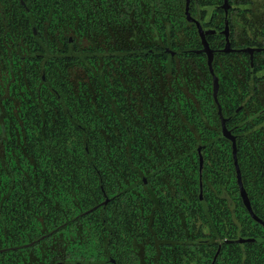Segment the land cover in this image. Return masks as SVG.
<instances>
[{
  "label": "flooded vegetation",
  "instance_id": "flooded-vegetation-1",
  "mask_svg": "<svg viewBox=\"0 0 264 264\" xmlns=\"http://www.w3.org/2000/svg\"><path fill=\"white\" fill-rule=\"evenodd\" d=\"M128 1L129 6L135 4L136 9L126 15L125 0H94L87 13L88 34H83L77 22L58 21L65 18L62 12L55 15L51 29L44 23V14L37 18L31 14L28 0H17L28 24L10 22L0 32V177L7 176L8 171L11 182L8 194L0 193V209L12 194L14 183L12 161L8 163L5 155L11 153L4 142L15 141L14 130L17 129L14 126L20 114V119L29 118L31 109L27 100L34 102L42 98L44 103L49 92L56 96L58 104L64 101L66 112L76 116L75 122L83 125L90 137L101 121L104 128H119L117 113L124 117L126 124L131 122L126 118L132 119V114L153 110L154 127L157 128L158 123L170 125L177 133L178 141L170 142H203L194 146L195 153L182 160L183 170L170 171L169 165L153 176V188L150 186L153 197L142 184L126 191L127 188L121 189L118 192L121 195L108 202L106 208L119 199L123 213L126 209L138 211L134 238L131 233L128 237L125 231L121 233L122 254L128 239L129 243L133 241L130 249L134 252L150 246L152 253L147 257L149 260L153 257V264H206L209 258V264H215L222 243L235 248L240 246L242 254L246 245L260 242L264 245V227L251 218L240 196L233 158L231 165L241 205L261 228L262 238L243 236L241 225L236 228L235 237L224 240L217 233L215 238L188 237L184 231L178 237L173 235L184 224L182 211L192 207L199 209L201 215L202 211L205 214L204 176L206 171H212L206 169L207 151L211 146L205 143L223 142L218 146L217 157L224 162L229 158V149L232 156L230 140L221 136L222 119L236 143L254 126H257L255 130L264 128V0ZM3 3L6 6L4 0ZM4 6L2 9L12 15ZM18 7L13 8L17 17L20 15ZM71 9L74 11L72 6ZM42 31L55 42L50 43ZM208 52L212 54L213 74L208 65ZM214 78L218 84L219 107L213 97ZM65 83L71 91H58ZM221 150L225 155H220ZM238 166L245 189L240 162ZM153 167L156 170L162 166ZM190 167L194 169L189 170ZM223 167L229 169L228 161ZM22 174L28 176L33 172L23 170ZM169 175L176 183L167 179ZM143 177L145 174L138 175L129 185L140 182ZM190 179L195 180L193 185ZM136 188L144 193H132ZM118 193L107 195L111 198ZM234 202L233 206L232 200L228 203L232 210ZM9 203L10 223H15V204L10 200ZM249 203L253 211L250 199ZM174 210L179 213L174 215ZM141 221L143 224L146 221L147 230L153 229V236L148 238L142 233V237L138 228ZM2 227L0 235L3 232V244L7 242V246L0 252L24 249L26 244H21L13 228L5 231L4 222ZM15 240L18 244L11 245ZM107 257L113 258L111 254ZM116 264H125V261Z\"/></svg>",
  "mask_w": 264,
  "mask_h": 264
},
{
  "label": "trees",
  "instance_id": "trees-1",
  "mask_svg": "<svg viewBox=\"0 0 264 264\" xmlns=\"http://www.w3.org/2000/svg\"><path fill=\"white\" fill-rule=\"evenodd\" d=\"M2 1L0 0V32L10 22H17L21 26L28 24L25 13L17 6V0H4L6 6L1 4ZM90 4L94 5V0H91V3L90 0H28L31 14L35 18L44 14V23L51 29L54 27L55 15L57 17L58 12H62L65 18L58 21L73 22L72 24L77 22L83 34H88L87 13ZM130 4L131 2L125 0L126 15L136 9L135 4L129 6ZM2 6L10 10L12 15L3 10ZM17 7L20 10L18 17L13 11V8ZM128 18L126 17L127 20ZM52 31L54 32V29ZM44 35L50 43L55 42L53 38H49L45 33ZM67 85L65 83L58 91H71V87L66 88ZM56 100V96L49 92L44 103L42 98L34 102L27 100L31 109L29 118L22 116L20 119V114L19 121H16L14 126V129H17L14 130L15 141L4 142L11 153L5 155L8 157V163L12 161L14 183L12 194L8 196L7 201L4 200L0 209V229L3 228L2 222L5 223V231L12 227L23 245L38 240L53 230H56V233L33 247L0 253V264H109L107 256L110 254L118 263L125 261V264H153V257L151 260L147 257V254L152 253L150 246L146 249H135V253L134 249H130L133 241L129 243L127 239L125 253L122 254L121 233L125 231V237H128L129 233L134 234L138 211L126 209L123 213L119 206L120 201L116 199L104 210L99 208L88 215L81 214L104 200L100 184L106 194H115L121 189L127 188L126 191L142 185L140 182L129 184L138 175L145 174V178L150 182L149 184L147 181L149 187L153 188V176L167 169L169 165L170 171L183 170L185 164L182 160L195 153L194 146L203 142H170L174 139L178 141L177 133L171 130L170 125L158 123L157 128L154 127L153 110L132 114V119L126 118V121L131 122L126 124L124 117L117 113L119 120L116 119V124L120 125L119 128H104L101 121L95 125L90 137V132L75 122L76 116L66 112L64 101L60 100L61 105ZM138 115H142L141 119ZM101 116L99 115L100 118ZM111 116L115 117L114 114ZM77 125H81L85 130L79 129ZM256 127L247 131L244 137L238 138L237 160L240 162L245 189L253 211L264 221V128L255 130ZM170 131L173 136L169 134ZM220 143L223 142L205 143L211 146L206 150L209 157L206 169L212 170L206 171L207 175L204 176L205 214L202 211L201 215L199 209L192 207L182 211L181 213H185V219H182L184 224L173 235L178 237L184 231L188 237L206 235L215 238L214 234L217 233L221 240H224L235 237L236 228L241 225L243 236L262 238L261 228L249 218L241 205L234 167L231 165L230 149L229 158L225 162L217 157ZM220 155H225V152L222 153L221 150ZM227 161L228 170L223 167ZM153 165L162 167L154 170ZM23 170L33 174L23 175ZM39 172L43 175H38ZM6 175L4 178L0 177V193L4 194H8L11 187L10 172L7 171ZM167 179L176 183L172 175ZM194 181L190 179V185H193ZM133 191L139 195L144 193L140 188L132 190V193ZM119 195L121 194L115 195V198ZM9 200L15 204V223H10L12 218L8 207ZM229 200H232V206L235 201L234 210L228 204ZM172 212L174 215L179 213L176 210ZM142 221L138 224L142 237L144 233L148 238L153 236V229L147 230L146 221L144 224ZM176 226H173V230ZM2 235L3 232L0 235V249L7 246V242L3 244ZM132 237L134 238L133 235ZM10 242L8 241L9 244ZM16 242L17 240L11 245L18 244ZM244 247L242 254L240 246L235 248L222 243L215 264H264L262 242ZM210 261V258L207 259L206 264Z\"/></svg>",
  "mask_w": 264,
  "mask_h": 264
},
{
  "label": "water",
  "instance_id": "water-1",
  "mask_svg": "<svg viewBox=\"0 0 264 264\" xmlns=\"http://www.w3.org/2000/svg\"><path fill=\"white\" fill-rule=\"evenodd\" d=\"M202 38H203V34H201ZM208 65H209V69H210V72L212 73V69H211V62H212V54L208 52ZM213 74V73H212ZM217 89H218V84H217V81L216 79L214 78V94H213V97H214V101L215 103L217 104V106L219 107V104H218V101H217ZM222 118V117H221ZM73 120V118H71ZM74 122V121H73ZM221 136L225 139H228L230 140V143H231V148H232V158H233V162H234V167H235V171H236V178H237V184H238V188H239V192H240V196L242 198V201H243V204L244 206L246 207L249 215L251 216V218L257 222L258 224L262 225L264 227V223L257 218V216L253 213L252 209H251V206H250V203H249V199H248V196L246 194V191L243 187V184H242V179H241V173H240V169H239V166H238V161H237V146H236V141H235V138L233 136H231L230 132L227 131L226 127H225V122H224V119H222L221 121ZM77 127L81 130H85L81 125H77ZM86 148V153H87V156L88 158L90 159L89 157V154H88V148L87 146L85 147ZM90 163L92 164V162L90 161ZM143 184L145 186V188L147 189V191L150 193V195L153 197V193L147 183V179L145 177H143L140 181V184ZM100 190H101V193L104 197V200L99 203L97 206H95L94 208L84 212L83 214H81V216H85L99 208H103V210L106 208L107 204L109 201L115 199L116 196H113L111 198L108 197V195L106 194L102 184H100ZM200 200L201 202L203 203V198H202V191H200ZM63 227V226H62ZM56 232V230H53L52 232H50L49 234L45 235V236H42L40 237L38 240H36L35 242H31V243H28L26 245H24L23 247L24 248H29V247H32L33 245H35L36 243L40 242V241H43L44 239H46L47 237L53 235L54 233ZM240 242V241H239ZM246 242V240H245ZM16 248H12L11 250H14ZM7 250H2L0 253L2 252H5ZM109 264H116V262L109 258Z\"/></svg>",
  "mask_w": 264,
  "mask_h": 264
}]
</instances>
